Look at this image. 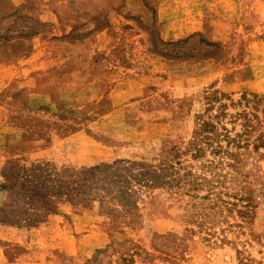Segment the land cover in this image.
<instances>
[{"label":"rangeland","instance_id":"obj_1","mask_svg":"<svg viewBox=\"0 0 264 264\" xmlns=\"http://www.w3.org/2000/svg\"><path fill=\"white\" fill-rule=\"evenodd\" d=\"M16 159L183 189L0 226V264H264V0H0V206Z\"/></svg>","mask_w":264,"mask_h":264},{"label":"trees","instance_id":"obj_2","mask_svg":"<svg viewBox=\"0 0 264 264\" xmlns=\"http://www.w3.org/2000/svg\"><path fill=\"white\" fill-rule=\"evenodd\" d=\"M172 161L164 160L156 167L123 160L76 170L49 162L10 160L2 170L1 188L11 198L0 206V226L31 232L49 216H67L65 209L91 210L89 203L99 202L119 206L121 211L112 210L117 219L113 227L120 223L118 219L123 220L124 227H131L132 218L137 216L132 185L148 191L167 187L176 194L183 189L175 166H169Z\"/></svg>","mask_w":264,"mask_h":264}]
</instances>
